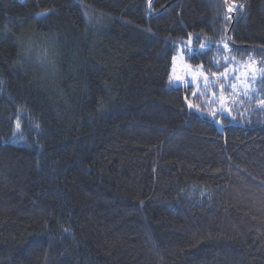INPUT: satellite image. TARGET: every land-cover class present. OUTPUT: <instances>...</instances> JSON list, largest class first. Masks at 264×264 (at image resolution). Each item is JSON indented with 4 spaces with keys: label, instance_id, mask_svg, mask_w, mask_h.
<instances>
[{
    "label": "trees",
    "instance_id": "1",
    "mask_svg": "<svg viewBox=\"0 0 264 264\" xmlns=\"http://www.w3.org/2000/svg\"><path fill=\"white\" fill-rule=\"evenodd\" d=\"M227 1L230 40L224 0H0V264H264V0Z\"/></svg>",
    "mask_w": 264,
    "mask_h": 264
},
{
    "label": "rangeland",
    "instance_id": "2",
    "mask_svg": "<svg viewBox=\"0 0 264 264\" xmlns=\"http://www.w3.org/2000/svg\"><path fill=\"white\" fill-rule=\"evenodd\" d=\"M224 45H225V48H229V46L226 43H224ZM192 47L194 48L192 43L188 42V45L184 47L181 46V48H179V50L176 52L173 58L171 69H170L168 84L175 85V86L192 84L195 86L196 90L199 91V89L202 86L204 87L205 78L207 77V75L205 74L202 68L193 67L191 66V64H189L186 61V56L187 54L190 53L189 49L190 50L193 49ZM31 52L34 53V55L36 56L34 57L37 59H41L45 57L43 49L36 45L32 46ZM241 70L244 72L239 71L237 75H235L236 82H234V84L232 85V90L233 92H235V95L245 96L248 92H250L253 89V81L256 77L259 76V74H258L257 67H254V66H251V67L241 66ZM217 97H219L220 100L214 103L215 110H217L218 107H221V108L224 107L222 95L219 94ZM229 99L232 100L233 95H231ZM238 99L239 97L237 98V100ZM212 100L214 99L212 98Z\"/></svg>",
    "mask_w": 264,
    "mask_h": 264
},
{
    "label": "water",
    "instance_id": "3",
    "mask_svg": "<svg viewBox=\"0 0 264 264\" xmlns=\"http://www.w3.org/2000/svg\"><path fill=\"white\" fill-rule=\"evenodd\" d=\"M224 3L226 5V8H227L228 12L233 16V20H232V23H231V27H230V29L228 31V34H227L228 39L230 40V32H231V28L233 27V25H234V23L236 21V16H235V12L233 10V7L231 5H229L228 1L227 0H224ZM150 6H151V3L149 5V8H150Z\"/></svg>",
    "mask_w": 264,
    "mask_h": 264
},
{
    "label": "snow or ice",
    "instance_id": "4",
    "mask_svg": "<svg viewBox=\"0 0 264 264\" xmlns=\"http://www.w3.org/2000/svg\"><path fill=\"white\" fill-rule=\"evenodd\" d=\"M201 48H203V45H201ZM227 74H225V76H226ZM234 87V86H233Z\"/></svg>",
    "mask_w": 264,
    "mask_h": 264
}]
</instances>
